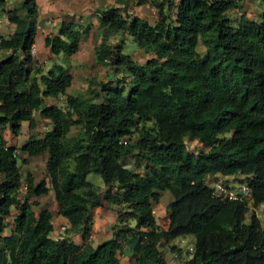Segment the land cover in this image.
<instances>
[{
    "label": "trees",
    "instance_id": "obj_1",
    "mask_svg": "<svg viewBox=\"0 0 264 264\" xmlns=\"http://www.w3.org/2000/svg\"><path fill=\"white\" fill-rule=\"evenodd\" d=\"M134 1L156 8L155 23L120 7L97 12L94 59L113 74L99 82L98 102L66 94L71 75L62 65L36 67L29 55L34 0L21 2L22 16L5 13L14 29L0 36V130L16 138L26 122L28 136L15 147L0 131V264H119L124 246L132 264H178L160 244L181 236H190L192 247L182 264H264V228L249 214L264 205V0L257 20L241 15L234 22L228 13L239 0ZM88 30L62 21L43 45L69 58ZM123 35L150 57L135 62ZM62 97L63 108L45 102ZM34 112L47 122L42 134L34 131ZM71 127L78 132L69 137ZM186 141L199 148L189 151ZM16 153L21 165L45 153V177L22 174ZM90 173L100 177L102 193L86 180ZM212 174L241 176L251 210L245 200L213 198L204 185ZM20 185L27 190L19 201ZM164 191L171 200L162 229L153 210ZM48 192L65 219L61 238L50 236V212L35 213L37 202L29 203ZM103 203L116 207V221L111 237L91 247L92 210ZM169 250L180 258V248Z\"/></svg>",
    "mask_w": 264,
    "mask_h": 264
},
{
    "label": "rangeland",
    "instance_id": "obj_2",
    "mask_svg": "<svg viewBox=\"0 0 264 264\" xmlns=\"http://www.w3.org/2000/svg\"><path fill=\"white\" fill-rule=\"evenodd\" d=\"M124 2H127V0H124ZM125 4V3H124ZM112 6V5H111ZM110 6L107 5L105 7H99L97 8V11H101L105 8H109ZM123 10V14H132L135 16H139L140 18H143L144 20L148 21L150 24L155 23V20L157 19V10L154 7L148 6L147 4L141 5L139 8L136 9V5L132 4L131 7H129V4H125L123 7H121ZM163 8L166 10L170 18H172V8L169 9L166 4H164ZM263 8V1L262 0H239L237 3V8H234L232 10H229L228 16L232 18V22H234L235 19L240 17L241 15L251 18V19H258V14ZM98 12V13H99ZM92 15V14H91ZM69 18V16H68ZM80 18V17H79ZM1 24V21H0ZM76 28L78 30H83L86 28V26H89V30L87 34H84L79 39V44L77 51L71 55L69 58L66 57H54V59L48 60L49 65L51 66L53 64H59L62 65L67 69V72L71 75V85L67 89L66 94L68 95H74V96H82L84 98H90L93 102H98L99 100L94 97V94L98 92L99 82H105L109 78H113L109 74V71L107 68L99 64L94 59L93 50L98 44L100 43V36H101V25L97 18V12L90 16V18H85L83 21H77L75 23ZM123 39L125 41L124 45V52L129 53L131 58L139 63L142 64L145 60H147L150 55L144 54L142 51L135 48V46L132 44L130 37L127 35H123ZM36 44L38 45L40 42L39 36L35 39ZM111 42H115V39H111ZM197 52H202L203 48L198 45ZM38 67V65H36ZM46 66H43V69H45ZM47 105L53 104L56 105L59 108H63L64 104V97L55 99H48L45 100ZM34 118L36 121V125L34 128V131L38 132L39 134H42L44 131L48 130L47 124L42 121V119L38 116L37 112H34ZM7 131L9 130L6 128ZM78 132V127H71L70 131L68 133L69 137H72L76 135ZM231 132L226 134V136H230ZM28 131L25 134H20L19 139L16 140L17 144L20 146L23 143L24 138H27ZM26 140V139H25ZM24 140V141H25ZM186 145L188 146V150H196L199 148L198 144L193 142H187ZM18 155V159L16 160L17 166L20 168V172L23 174L24 171H26L23 166L21 165L20 158L23 156L20 153H16ZM45 161H46V154H40L31 158H28L26 161V164L28 166L27 171H31V174L33 178L36 180L39 178L45 177ZM136 160L132 158V160H126L125 166L127 168L132 169L136 166ZM29 171V172H30ZM238 176H234V179L237 180ZM86 180L92 183L94 186H97L99 188H102V181L100 177L97 174L90 173L86 176ZM102 189L99 190L100 193ZM51 194V193H50ZM30 199H32L30 197ZM29 199V201H30ZM44 200V199H43ZM171 200V197L167 191L162 192L160 195V200L158 202V205L154 207L153 213L156 221L158 222V225L161 228H166L167 226V220L165 219L166 215V206L168 202ZM34 201H30L29 203H33ZM49 202L48 198L44 200V202L47 204ZM32 205L31 209L37 212L38 210L42 209L38 205ZM52 209V208H51ZM250 215L253 214L254 217L258 220L260 227L264 228V206H258L249 213ZM247 215L245 217L246 221L249 219L250 215ZM190 244L188 237H177L169 242V244H160V249L162 250V253L166 256L171 251L169 250V247L174 245L175 247L181 248L180 251V259L177 261L178 264H182V262L185 259V249ZM173 254V253H171Z\"/></svg>",
    "mask_w": 264,
    "mask_h": 264
},
{
    "label": "crops",
    "instance_id": "obj_3",
    "mask_svg": "<svg viewBox=\"0 0 264 264\" xmlns=\"http://www.w3.org/2000/svg\"><path fill=\"white\" fill-rule=\"evenodd\" d=\"M22 1L24 0H0V20H1L0 36L1 37L5 38L9 34H11L14 29L13 24L9 23L5 19V13L10 10H17V13L20 16H22L23 12L19 9ZM34 3L36 6V33L34 36L33 45L35 47L36 54L34 55V57H32V59L37 62L38 67L43 69V66H46L45 69H47L48 67H50L48 66L49 65L48 60L54 59V57L51 56L47 48L44 47L43 38L45 36L53 35L56 32L60 22L62 21L73 22L75 24L77 21H83V19L85 18H90V16L92 17V15L95 14V12H98L97 8L99 7V5L100 7L101 6L105 7L109 5L110 7L121 8L125 4H129V7H131L132 4H135V1L127 0V2H124V0H34ZM140 6H136V9L139 8ZM38 36L40 38V42L37 45L35 39ZM44 122L47 123L46 121ZM0 131L2 132L1 134L4 140L7 141V143H12L14 144L15 147H18L19 145L17 144L16 140L19 139L20 134L27 133L28 131L27 123L26 122L21 123L20 132L16 138H12L10 136V133L9 131H7L6 127L2 128ZM25 139L26 137L24 138V140ZM23 168L27 170L28 168L27 164H25ZM38 180L39 178L37 180L34 178V181H38ZM50 193L51 192H48L47 194L38 197L32 196L31 197L32 199L30 198L29 199L30 201L39 203L38 205L40 206V208L47 209L50 212L51 214L50 222L52 225V232L50 233V236L52 238H61L63 237V233H64L63 230L66 227L65 219L57 215L56 204L53 200L52 194ZM47 198L49 202H47V204L42 203ZM115 211H116V207H108L104 203L102 206L92 210L93 224L91 227L90 238L88 240L91 247H95L97 244L111 237L110 226L116 221ZM165 216H166L165 219L167 220V215ZM9 219L10 218H5L3 222H8ZM4 234H5V230H4ZM184 237H188L189 241H191L190 236H184ZM71 239L75 244L80 243V239L78 236H72ZM133 259L134 256L124 246L121 249L120 254H118L119 264H132Z\"/></svg>",
    "mask_w": 264,
    "mask_h": 264
},
{
    "label": "built area",
    "instance_id": "obj_4",
    "mask_svg": "<svg viewBox=\"0 0 264 264\" xmlns=\"http://www.w3.org/2000/svg\"><path fill=\"white\" fill-rule=\"evenodd\" d=\"M174 4H178L180 0H170ZM1 21V20H0ZM36 54L35 47L32 45L29 49V55L32 57ZM208 185L212 189L213 197L226 200H241L250 199V193L247 186L244 183H238L233 181L231 177H222L214 175L212 180L208 182ZM25 185H20L17 190L16 200H21V196L26 191Z\"/></svg>",
    "mask_w": 264,
    "mask_h": 264
},
{
    "label": "clouds",
    "instance_id": "obj_5",
    "mask_svg": "<svg viewBox=\"0 0 264 264\" xmlns=\"http://www.w3.org/2000/svg\"><path fill=\"white\" fill-rule=\"evenodd\" d=\"M34 46V45H33ZM32 57H34V56H32ZM186 143H187V141H186ZM214 175H219V176H221L220 174H212V175H207V176H205L204 177V185L207 187V188H209L210 189V191H211V195H212V189H211V187L208 185V182H210V180H212V177L214 176ZM234 176H238V178H237V180H235L234 179ZM234 176H222V177H231L232 179H233V181H236V182H238V183H243V182H240L239 181V179L240 178H242L241 176H239V175H234ZM245 184V183H244ZM246 185V184H245ZM103 187V186H102ZM248 188V187H247ZM27 190V189H26ZM249 190V189H248ZM25 193V192H24ZM23 193V194H24ZM249 193H250V191H249ZM22 197V196H21ZM212 197H213V195H212ZM213 198H216V197H213ZM216 199H219V198H216ZM219 200H223V199H219ZM224 200H226V199H224ZM241 200H245L246 202H247V205H248V207H249V210L248 211H250L251 210V203H252V200H251V194H250V199L249 200H246V199H241ZM231 201H235V200H231ZM260 206H262V205H260ZM264 206V205H263ZM177 247V246H176ZM179 248V247H178ZM181 249V248H180ZM187 252H191L192 251V247H191V245L189 244L187 247H186V249H185ZM169 254H171V253H169ZM175 252H173V254H171V256H172V258L173 259H175V261H178L180 258L179 257H175ZM177 259V260H176Z\"/></svg>",
    "mask_w": 264,
    "mask_h": 264
}]
</instances>
